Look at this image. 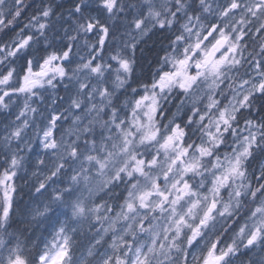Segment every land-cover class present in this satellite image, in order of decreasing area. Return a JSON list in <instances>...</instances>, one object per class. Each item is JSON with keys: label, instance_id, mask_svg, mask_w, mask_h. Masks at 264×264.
I'll return each instance as SVG.
<instances>
[{"label": "rangeland", "instance_id": "374dc122", "mask_svg": "<svg viewBox=\"0 0 264 264\" xmlns=\"http://www.w3.org/2000/svg\"><path fill=\"white\" fill-rule=\"evenodd\" d=\"M16 1L20 0H0V14ZM98 1V13L87 10L86 58L74 64L70 54L48 59L27 68L16 92L0 89V109L15 116L13 134L4 142L10 158L22 167L28 161L31 178L40 185H51L54 193L57 174L63 175L68 178L64 189L72 193L63 210L68 215L55 216L59 223L39 264H203L213 247L218 264H264V195L253 196L251 206L243 207L246 210L229 238L216 239L252 196L250 177L240 170V164L255 139L254 126L245 131L231 154L213 157L207 165L198 162L228 117L262 90L264 69L260 71L255 63L243 67L254 51L247 48L245 38L264 27V0H207L203 17L209 16V21L187 20L188 35L173 44L155 86L142 96L131 97L128 109L121 107L112 136L108 132L111 124L97 135L89 131L127 83L126 52L155 23L170 20L168 14L161 21L166 11L160 14L170 0H145L144 15L134 14L119 28L123 33V40L117 41L120 52L105 58L107 32L98 16L102 10L109 11L114 0ZM263 34L264 30L256 36ZM220 39L227 44L215 54L214 44ZM12 42L4 55L22 39L18 36ZM174 85L186 87L178 108L188 104L193 111L183 128L194 117L195 122H206L209 111L204 114V110L217 109L229 92L227 105L202 129L200 143L189 158L178 153L182 127L172 128L173 121L170 128L158 131L159 97ZM148 136L155 154L149 162L141 155L142 163H133L134 152ZM131 171L140 172L141 179L116 212L105 203L84 208L122 173L132 177ZM84 233L89 240H76L77 234ZM240 254L242 260L237 259ZM1 263L23 264L20 251L4 248Z\"/></svg>", "mask_w": 264, "mask_h": 264}, {"label": "trees", "instance_id": "16d2710c", "mask_svg": "<svg viewBox=\"0 0 264 264\" xmlns=\"http://www.w3.org/2000/svg\"><path fill=\"white\" fill-rule=\"evenodd\" d=\"M124 7L115 6L111 11L102 12L101 21L103 28L107 30L103 57H109L120 52L118 40L121 38L122 30H119L120 23L124 17L125 8L129 7L128 15L138 8V0H128ZM99 1L95 0H29L19 2L12 11L5 13L0 20V89L4 92L13 90L15 92L20 86L23 76L30 66L38 67L48 59L62 57L70 54L71 64L76 63L80 57H87L86 44L89 39L86 35L87 16L83 13L85 8H94ZM201 0H180L173 1L168 8L171 14V24H156L148 36L137 45L131 58L130 76L125 87L114 98L109 107L103 110L97 117L95 126L89 131L91 134H98L111 124L108 132L112 136L116 132L114 123L115 115L118 116L122 106L127 109V104L131 97L142 96L144 92L151 90L155 86V78L162 58L167 56L172 49L174 40L183 34V26L188 16L204 15L200 5ZM33 22V27H28V23ZM73 24L71 36L66 38L64 27ZM21 36L22 47L16 46L9 54L1 52L2 48ZM28 39V41H26ZM120 41V40H119ZM79 42V44H78ZM262 43H257L253 48L252 57L257 59L260 54L262 67L264 66V47ZM263 55V56H262ZM74 66V65H72ZM69 82H66L68 85ZM109 86V83L107 84ZM186 87L175 86L166 95L164 91L159 97V125L160 129L168 121L173 110H176L184 100ZM229 96V95H228ZM228 96L222 99V103L217 109L212 108L209 119L204 126L218 115L228 103ZM57 103L61 100L57 95H53ZM182 114L178 123L183 128L186 119L192 117V110L186 104L181 109ZM205 111V110H204ZM10 116L0 109V247L6 243L8 246H19L21 257L26 264H36L38 255L44 250L47 239L51 236L54 225L58 219L55 216L67 208L66 202L72 196L67 194L64 185L67 182L63 175L57 174L59 183L56 185L57 191L54 193L51 185H40L29 179L25 174H18L13 168L9 153L3 144L4 135L8 132ZM196 117L183 128L184 137L180 140V154H188L193 151L199 135L204 128L202 126L197 133L193 134ZM257 133L253 144L245 152L240 170L250 177L252 183V196L244 202V205L251 206L252 197L264 194V168L258 173L261 163L264 160V86L262 93L250 96L243 106L224 124L221 134L215 138L209 147V152H205L201 158V165H207L213 157H225L231 154L241 140L244 132L252 129ZM89 137V136H88ZM80 147V146H79ZM78 147V148H79ZM81 148H79L80 150ZM153 146L151 141L140 144V148L134 152L133 163H142V156L149 162L150 152ZM142 155V156H141ZM7 158V159H6ZM133 165V164H132ZM94 168V163L90 166ZM12 169L8 171V169ZM131 170V169H129ZM14 174L9 182H4L3 178L8 173ZM132 177L127 173H122L111 185L98 196L94 204L105 203L111 206L116 212L123 201L133 191L139 183L141 176L131 171ZM62 193V194H60ZM89 205V204H88ZM87 205V206H88ZM239 216H236L219 232L217 238L228 236L233 225Z\"/></svg>", "mask_w": 264, "mask_h": 264}, {"label": "water", "instance_id": "95a60500", "mask_svg": "<svg viewBox=\"0 0 264 264\" xmlns=\"http://www.w3.org/2000/svg\"><path fill=\"white\" fill-rule=\"evenodd\" d=\"M224 43H225L224 41L219 42V43L216 45V49H217V50L221 49L222 46L224 45ZM211 253H212V252H211ZM205 264H216V261L213 260V259L211 258V254H210V257H209V259L206 261Z\"/></svg>", "mask_w": 264, "mask_h": 264}, {"label": "bare ground", "instance_id": "6f19581e", "mask_svg": "<svg viewBox=\"0 0 264 264\" xmlns=\"http://www.w3.org/2000/svg\"><path fill=\"white\" fill-rule=\"evenodd\" d=\"M109 248V247H108Z\"/></svg>", "mask_w": 264, "mask_h": 264}]
</instances>
